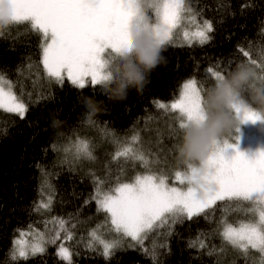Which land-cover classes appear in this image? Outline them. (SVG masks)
<instances>
[{
    "label": "trees",
    "instance_id": "1",
    "mask_svg": "<svg viewBox=\"0 0 264 264\" xmlns=\"http://www.w3.org/2000/svg\"><path fill=\"white\" fill-rule=\"evenodd\" d=\"M184 5L199 22L208 20L213 24L211 40L203 45L174 40L165 44L163 60L148 74V83L139 92L130 90L123 100L106 95L102 85L87 84L79 89L67 78L63 85L48 78L41 63L44 37L32 31L30 23L0 28V76L12 82L14 93L22 96L28 107L23 119L0 109V264H67L56 254L63 241L72 252V264H153L151 255L139 245L130 248L128 239L108 259L100 254L99 245H93L95 250L88 247L87 238L94 229L109 240L115 235L108 229L111 225L107 214L97 210L93 198L95 178H111L113 186L116 176L121 182H131L136 175L149 174L150 170L172 181L167 170L159 171L155 166L164 167L157 163L160 158L166 159L165 167L174 173L185 168L174 161L179 136L172 138V130L180 131L178 115L167 108H157L156 101H174L182 84L190 78H196L207 89L215 82L207 69L223 70L228 60L234 61L232 69L238 62L255 59L257 75L264 76V0H184ZM146 13L152 22L154 12ZM240 48L249 56L245 57ZM85 98L99 105V111L91 118L86 115ZM242 98L250 103L247 93ZM96 127L106 132L107 141L100 152L94 148V161L73 160L64 155L70 140H96L99 132L89 130ZM231 133L232 130L223 138ZM134 134L138 135L141 148L129 146L132 153L114 160L116 153L125 148L117 150L116 144L126 145ZM140 156L147 160L146 164L140 162ZM109 169L111 177L106 175ZM45 180L53 195L52 204L50 210L37 211ZM249 208L250 204L242 200L217 202L207 210L206 217L202 214L171 224L170 236L151 234L144 247L151 249L154 242L167 245L156 249L157 264H264L258 262L264 254L233 249L220 236L223 222L234 225L248 220ZM49 219H54L51 227ZM59 219L67 223L64 229L60 227L56 244L46 243L44 253L28 260H11L17 230L29 225L40 230L49 227L48 241L56 237L52 232ZM168 231L169 227L160 229L161 233ZM69 234L72 239L63 240ZM190 243L194 246L189 247Z\"/></svg>",
    "mask_w": 264,
    "mask_h": 264
},
{
    "label": "snow or ice",
    "instance_id": "2",
    "mask_svg": "<svg viewBox=\"0 0 264 264\" xmlns=\"http://www.w3.org/2000/svg\"><path fill=\"white\" fill-rule=\"evenodd\" d=\"M145 8H153L156 13V22L149 23L144 14ZM191 9H186L184 0H0V19H7V26H15L25 22L30 23L31 30L42 33L41 63L48 78L63 85L65 75L73 86L84 89L89 83L94 87L103 85L110 79L106 71L107 61L102 58L106 49L111 51L107 55L122 54L131 48L130 34L134 27L143 25L152 30L157 39L168 44L173 40L174 30L181 25L183 14ZM213 31V24L205 20L203 26L193 32H184L185 39L191 44L198 41L201 45L211 40L209 33ZM2 35V33H0ZM245 57L249 52L239 49ZM264 59V54H262ZM233 60H228L223 70L208 68L214 80L222 79L230 71ZM256 65L257 61L250 62ZM264 79V76H261ZM4 77L0 76V81ZM8 88L0 86V109L7 113L16 114L21 119L28 111L22 96H17L12 90V82L6 81ZM203 84L196 78L187 79L181 87L179 98L171 103L173 112H178L179 130L186 121L196 120L202 112V97L205 92ZM156 107H168L163 102L156 101ZM238 117L234 131L238 133L239 124L245 121L262 120L255 112L242 105H233ZM88 123H93L91 120ZM173 137L179 136V131L173 129ZM135 139V137L133 138ZM239 136L236 135V141ZM55 147V146H53ZM236 148V144L221 142L208 156L199 163V166L188 162V172L185 179L196 187H189L181 191L175 187H168L167 177L161 174H138L131 182H121L120 177H115V187H111L112 180L95 178L94 183L98 189L107 187V191L98 192L96 199L98 211H104L110 218L111 231L115 234L112 239L102 238L94 229L89 233L91 240L88 247L93 249V241L102 247L103 257L110 258L117 249L123 247L126 238H130L145 254H150L153 264H157V248H165L166 244L157 245L148 249L144 242L151 234H173L171 226L167 233L160 229L168 225V218H172V225L183 223L184 219L205 215L207 210L213 209L217 202L223 201H248L253 206L248 212L258 218L242 221L238 226L224 223L220 233L222 241L233 249L243 250L246 254L249 249L258 250L264 254V151H257L254 157L249 158L243 152L235 151L230 158L223 155L226 148ZM68 151V149H65ZM133 150L125 147L118 151L113 159L125 156ZM76 159L94 161V149L88 140L77 139L75 143ZM140 160L144 157L140 156ZM107 176L111 177L109 169ZM176 178H181V173H175ZM88 201H85L87 204ZM52 198L47 203H42L40 208L49 209ZM71 215V214H70ZM61 229L67 221L59 219ZM32 226L29 225V228ZM99 227V226H98ZM20 232V237L26 235ZM60 233L51 240L28 245L23 239H13L10 258L13 261L28 260L37 254L46 251L45 244H56ZM66 239H72L69 234ZM194 244L190 243L189 247ZM205 245L201 243V248ZM222 251L224 249H221ZM59 256L67 264H72V253L63 244L57 249ZM212 255V252H209Z\"/></svg>",
    "mask_w": 264,
    "mask_h": 264
},
{
    "label": "clouds",
    "instance_id": "3",
    "mask_svg": "<svg viewBox=\"0 0 264 264\" xmlns=\"http://www.w3.org/2000/svg\"><path fill=\"white\" fill-rule=\"evenodd\" d=\"M8 23L7 19H0V28ZM130 44L129 51L105 57L110 79L102 86L105 94L113 99H126L132 89L141 91L148 83V74L163 60L165 44L143 25L132 29ZM244 93L250 103L242 98ZM84 103L88 118L99 111L98 102L91 98H85ZM233 105L249 108L264 121V79L257 75L251 63L238 62L226 76L205 90L200 117L186 121L179 131L175 146L179 162H201L220 145L222 138L238 123Z\"/></svg>",
    "mask_w": 264,
    "mask_h": 264
},
{
    "label": "rangeland",
    "instance_id": "4",
    "mask_svg": "<svg viewBox=\"0 0 264 264\" xmlns=\"http://www.w3.org/2000/svg\"><path fill=\"white\" fill-rule=\"evenodd\" d=\"M186 9H188V8H186ZM147 10H152L154 12V20L152 22H149V21L148 22L149 23H155L156 19H157L155 10L153 8H145L144 9V14L147 17V19H148V15L146 13ZM202 26H203V23L199 22L195 18V16L191 13V11L190 12L186 11L183 14V19L181 21V25H179L177 27V29L174 30L173 40L176 41L177 43H180V44H189V42L184 37V32L188 31L189 33H193L195 31L199 30ZM193 42H198V41H193ZM109 51H111V50L110 49H106L105 53L101 54L102 58H105L107 52H109ZM65 78H67L66 75H65ZM88 80H89L88 84H90V78H88ZM6 81L7 80L5 78H4L3 81H0V86L5 87V89L7 90L8 85H7ZM180 91H181V89H180ZM179 95H180V93L178 94V97L176 99L179 98ZM174 101H172V102H174ZM172 102H169V103L166 104V105H168L167 109L171 110L170 105H171ZM171 111H173V110H171ZM176 114L179 116L178 112H176ZM178 122H179V119H178ZM89 130L90 131L99 132V134H97V136H96V140L94 139L92 141L91 139H82V138H76L74 140H70L67 143V145L65 146V148H64V152H65L64 155L67 154V155H69L68 158L73 159V160H79V159H76V157H75V143H76L77 139L90 141L91 144H92L93 149L95 148L96 151H98V152H100V150L104 149L106 147V141H107L106 138L104 137L106 135V132L101 127H96V128H92V129H89ZM236 135L239 136V140L238 141H236ZM134 137H135V139H133ZM221 142L222 143L223 142H228L230 144H232V143L236 144V148L229 147V148L225 149V151L223 153L225 158H230L234 154V152L237 151V150L240 151V152H243L247 157L252 158L257 153V151H264V121H261V120H257L255 122H253V121H245L243 123H240L239 124L238 133H236L234 131V127H233L231 135L228 138L227 137L222 138ZM129 146H132V147L137 148V149L141 148L142 145H140L139 137H138L137 134H134L126 145L120 146L119 144L118 145L116 144L117 150H120L121 149L120 147H129ZM65 149H68V151H65ZM94 156H95V153H94ZM85 160H87V159H85ZM174 161H175L176 164H178V166H180V167L184 166L185 167L183 170L177 169L175 171V173L177 171H179L181 173V178L179 180L176 178L175 173L171 171V168L169 169V168L165 167L166 166L165 164L167 163L166 159H163L161 161L160 158H159L157 160V163L160 164V165H163L164 167L155 166L156 168L159 169V171L167 170L166 172L171 174L172 181L166 179L167 186L170 187V188L171 187H175L177 189H180L181 191H187L189 187L195 188L196 187L195 184H191L190 185L188 183V181L184 178L185 175L188 172V163L179 162L177 160L176 156H175ZM140 162L142 164H146L147 160L143 159V160H140ZM191 163H193L196 166H199L200 161H191ZM111 187H115V184L113 186L111 185ZM41 191L43 193H42V195L40 197L41 199L39 201V205L42 204V203H47L48 200H49V197L53 198L52 192L50 190V185H49L47 180H45ZM105 191H107V188L98 189L96 184H95V190H94L95 197L97 196L98 192H105ZM245 202L250 204V208L253 206L250 202H248V201H245ZM40 209H44V208H40ZM256 218H258V217L255 216L253 213H251V217L248 220H252V219H256ZM248 220H242V221H248ZM52 221H54V219H49L48 220L49 227H51L50 225L52 224ZM242 221H238V223L234 224V226H238L239 223L242 222ZM109 223H110V218H109ZM171 224H172V218L169 217L168 218V225H165L163 228L166 230ZM55 226H56V229L54 230V232H52L53 236H56L58 231H59V229H60V225L59 224H57ZM49 227H46L43 230L37 229L35 227H31V228L28 227V228H26L24 230H20V231H23V232L26 233V235L24 237H20V232H19L17 234L16 238L25 240L28 245L38 244V243L41 242V240H40L41 234H43L44 240H46V238H48V235H47L48 232H46V231L48 230ZM223 227H224V223H222V227H221V231L220 232L223 231ZM108 229H109V231L111 232V234L113 236L114 233L111 231V226ZM108 229H107V231H108ZM109 231L106 234L109 235ZM97 234L100 235L102 238H104L101 234H99V233H97ZM127 239L129 240L130 244L134 243L133 241H131L130 238H126L125 240L127 241ZM63 240H66V237H64ZM87 240H88L87 241V245H88L89 241L91 240V237L89 235H88ZM63 243H64V241L62 243H59V246L57 247V249ZM92 243H93V245H98L95 241H93ZM63 245L65 247H67L65 244H63ZM100 248L102 249V247H100ZM256 251H258V250H256ZM261 256H263V254H261ZM260 261H264V258H262L260 260L258 259V262H260ZM260 264H261V262H260Z\"/></svg>",
    "mask_w": 264,
    "mask_h": 264
}]
</instances>
